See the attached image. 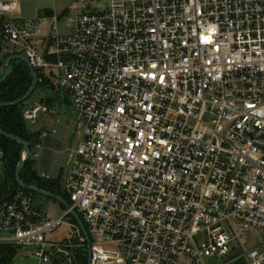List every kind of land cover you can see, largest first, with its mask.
Here are the masks:
<instances>
[{
  "label": "built area",
  "instance_id": "1",
  "mask_svg": "<svg viewBox=\"0 0 264 264\" xmlns=\"http://www.w3.org/2000/svg\"><path fill=\"white\" fill-rule=\"evenodd\" d=\"M18 6L0 0V46L70 95L78 141L62 180L70 207L50 218L31 190L1 199L0 245L48 262L60 245L47 234L75 210L89 264H211L236 251L264 264V0H109L70 34L20 23ZM39 111L54 113L24 117Z\"/></svg>",
  "mask_w": 264,
  "mask_h": 264
},
{
  "label": "rangeland",
  "instance_id": "2",
  "mask_svg": "<svg viewBox=\"0 0 264 264\" xmlns=\"http://www.w3.org/2000/svg\"><path fill=\"white\" fill-rule=\"evenodd\" d=\"M18 3L17 11L11 12V16L29 21L36 19L35 23L31 24H37V26L43 25L44 18L42 17L45 16L47 24L44 25V34L49 33L52 25L56 27L58 33L70 34L73 32L78 15L86 11L101 10L109 3V0H18ZM46 11L54 14L58 20L54 22V17L46 15ZM42 44L40 39L36 40V47L39 51L42 50ZM11 47L7 45L5 49L2 48L0 57L6 54ZM7 73L8 71L1 73L0 81ZM38 105H46L54 113L39 111L34 121L25 119L31 131H39L40 139L39 144L30 151L29 158L35 161L33 166L41 177L61 176L63 180V172L67 169L68 152L77 146L78 141L77 123L74 120L76 112L72 105V98L56 84L45 85L36 89L35 93L25 101L24 109H32ZM5 170L3 152L0 149V186L6 178ZM14 192L16 191L13 190L10 194ZM33 196L36 204L50 218H58L63 214L65 207L57 199L36 192ZM71 222V217H67L54 231L47 234L49 241L60 245L51 250L50 261L40 262L33 255V248L19 249L16 247L17 254L8 264H87L85 261L88 258V249L73 234L74 229ZM258 239L255 232H251L247 238V246L256 247ZM239 257L246 258L236 251L229 256L213 260L211 264H230Z\"/></svg>",
  "mask_w": 264,
  "mask_h": 264
},
{
  "label": "trees",
  "instance_id": "3",
  "mask_svg": "<svg viewBox=\"0 0 264 264\" xmlns=\"http://www.w3.org/2000/svg\"><path fill=\"white\" fill-rule=\"evenodd\" d=\"M45 14L54 17V14H50L49 11H46ZM2 21L3 18H0V23ZM18 21L20 23H25L23 18H19ZM0 50H2V46H0ZM12 54L13 53L9 52L0 57V66L3 61ZM5 71H8V73L5 78L0 81V103L10 102L21 98L27 93L33 82L30 69L23 60H13L7 65L3 72ZM45 85L51 86L53 84H51L49 80H45L43 83H38L36 89L44 87ZM36 89L32 95L35 93ZM24 103L25 101L17 105L0 107V125L5 131L18 135L29 141L30 151H32L40 142L39 131L34 132L29 129L28 123L24 118ZM0 149L3 152V162L6 168V178L0 186V200L12 195L10 193L13 190L16 192L29 191L21 188L15 178V171L20 160L22 145L0 134ZM33 164H35V161L29 158L21 170V179L26 184L34 185L38 188L53 192L68 201L69 196L63 190L61 176L56 178L41 177L38 175ZM71 219L73 222L77 223L73 216H71ZM16 254V247L11 245H0V264L10 263ZM235 259L236 260L230 264H249L244 257ZM85 262L87 263V260Z\"/></svg>",
  "mask_w": 264,
  "mask_h": 264
},
{
  "label": "water",
  "instance_id": "4",
  "mask_svg": "<svg viewBox=\"0 0 264 264\" xmlns=\"http://www.w3.org/2000/svg\"><path fill=\"white\" fill-rule=\"evenodd\" d=\"M23 60L29 67L31 75L33 77V82L32 85L30 87V89L27 91L26 94H24L21 98L14 100V101H10V102H1L0 103V107L2 106H12V105H17L20 104L21 102L26 101L34 92V90L37 87L38 84V76H37V72L34 68L31 67L28 58L23 55V54H12L9 55L2 63V65L0 66V73H2L5 68L7 67V65L12 62L13 60ZM0 134L6 136L7 138L16 141L17 143L22 145V150H21V156H20V160L19 163L16 167V171H15V178L17 183L19 184V186L21 188L27 189V190H31L33 192L36 193H40L49 197H52L54 199H57L61 204H63V206L65 208H69V204L68 202L61 196L54 194L53 192H50L48 190L45 189H41L38 188L34 185H30V184H26L22 179H21V170L23 169V167L25 166L26 162L28 161L29 157H30V143L29 141L25 140L24 138L15 135L13 133H9L7 131H5L1 125H0ZM71 215L75 218V220L77 221V224L79 225L83 235L85 236L87 243H88V258H87V264L90 263V259H91V239H90V235L88 233V230L85 226V224L83 223V220L81 219V217L79 216V214L75 211L72 210L71 211Z\"/></svg>",
  "mask_w": 264,
  "mask_h": 264
},
{
  "label": "crops",
  "instance_id": "5",
  "mask_svg": "<svg viewBox=\"0 0 264 264\" xmlns=\"http://www.w3.org/2000/svg\"><path fill=\"white\" fill-rule=\"evenodd\" d=\"M42 18H46L45 16H43ZM25 20V23H27V24H31V23H33L34 22V20H36V19H31L30 21L28 20V19H24ZM35 23V22H34ZM33 26H37V24L36 25H34V24H32ZM75 120V119H74ZM67 158H68V155H67ZM63 173H65V171L63 172ZM39 175V174H38ZM40 176V175H39ZM46 177V176H45ZM48 178V177H47Z\"/></svg>",
  "mask_w": 264,
  "mask_h": 264
}]
</instances>
